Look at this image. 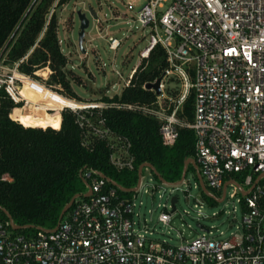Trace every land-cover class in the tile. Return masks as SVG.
I'll use <instances>...</instances> for the list:
<instances>
[{
  "label": "built area",
  "instance_id": "obj_1",
  "mask_svg": "<svg viewBox=\"0 0 264 264\" xmlns=\"http://www.w3.org/2000/svg\"><path fill=\"white\" fill-rule=\"evenodd\" d=\"M60 1L56 0L48 19ZM168 3L145 0L143 6H127L148 45L129 78L123 80L117 73L124 83L112 88V96L110 91L104 96L109 100L120 97L132 86L142 61L160 47L166 53L167 68L155 102L150 106L82 102L83 108H64L56 115L70 110L85 140L92 137L107 144L109 163L119 172L135 169L131 143L106 126L101 119L103 110L136 112L160 122V136L167 148L175 146L180 130L193 131L194 162L207 191L222 202L228 187L234 189L231 198L242 197L238 200L242 222L237 232L223 240H207L205 236H212L211 231L198 225L204 233L200 239L180 248L159 243L148 221L137 212L135 200L119 195L120 190L102 173L84 170L81 178L87 192L77 195L55 228L14 231L8 219L0 220V264H264V0H173L167 6ZM94 19L98 31L103 32V22L97 14ZM120 19L119 14L113 17L115 22ZM121 44V40L111 37L109 50L116 53ZM25 60L8 66L0 57V92L15 104L22 102L19 90L25 80L45 87L20 72ZM170 81L177 82L180 88L170 89ZM192 93L194 117L188 122L184 106ZM235 177L242 178V184ZM143 188L142 174L137 191L126 194H140ZM196 189L202 194L200 216L204 194L199 182ZM171 199L161 206L158 222L164 226L176 212H172ZM26 230L31 231L21 233Z\"/></svg>",
  "mask_w": 264,
  "mask_h": 264
},
{
  "label": "trees",
  "instance_id": "obj_2",
  "mask_svg": "<svg viewBox=\"0 0 264 264\" xmlns=\"http://www.w3.org/2000/svg\"><path fill=\"white\" fill-rule=\"evenodd\" d=\"M67 1L61 0L58 8ZM55 2L0 0V57L8 66L26 58L19 70L35 80L37 72L48 69L49 79L40 81L42 85L69 100L84 103L71 90L69 76L75 74L68 70V60L59 45L56 12L48 19ZM166 68V53L157 47L142 61L130 88L120 97H102L97 102L150 106L156 95L144 87L159 80ZM19 91L37 100L50 101L30 84H24ZM194 103L192 93L184 106V119L188 122L193 121ZM21 107L0 92V208L19 227L55 228L64 208L85 192L81 178L84 170L102 173L130 190L137 186L138 169L144 164H151L164 181L175 184L181 181L185 163L195 159L193 131L180 130L175 146L167 148L160 136V122L136 112L108 108L102 111L101 119L112 132L129 140L134 158V171L119 172L109 163L107 144L92 137L85 140L70 110H64L52 126L33 122L30 113ZM16 109L21 111L19 120L14 119ZM189 171L196 173L192 166ZM118 194L129 196L120 191ZM0 220L7 221L2 212Z\"/></svg>",
  "mask_w": 264,
  "mask_h": 264
},
{
  "label": "rangeland",
  "instance_id": "obj_3",
  "mask_svg": "<svg viewBox=\"0 0 264 264\" xmlns=\"http://www.w3.org/2000/svg\"><path fill=\"white\" fill-rule=\"evenodd\" d=\"M168 1L167 6L173 0ZM144 3L145 0H68L63 7L56 9L58 35L62 42L61 49L68 58V70L75 74L69 76L71 90L85 103L98 101L106 95L107 91H110L109 96H112V88L118 85L121 87L124 83L119 80L117 73L123 77V80H127L132 70L139 64L140 53L145 51L148 41L143 39L144 33L139 30V24L132 20L134 17L127 10V6L131 4L140 7ZM90 9L103 22V27H101L103 32L98 31L99 25L91 16ZM79 11L86 15L90 25L83 43L87 55L82 54L78 47ZM115 14H119L122 19L115 22L113 20ZM111 37L122 41L116 53L109 50L108 41ZM103 64L106 65L104 68ZM49 75L48 69L41 70L36 73V80L39 83L48 80ZM168 86L172 90L180 88L175 81H170ZM21 105L20 109L25 106V103L21 102ZM60 112L47 111L49 116L57 118L51 123L45 121L44 115H39L37 118L31 116V120L42 125L54 126L59 120L56 114ZM20 114L18 111L14 112V118L18 119ZM143 179L144 188L141 193L129 194L124 198L136 201L137 212L148 221L150 229L154 231L153 238L159 243L180 248L186 243L200 239L204 233L198 225L211 231L212 236H205L207 240L212 238L223 240L236 233L242 222L241 206L238 203L242 197L237 195L231 198L234 194L232 187H228L226 199L221 203L213 204L208 200H203V209L199 216L201 207L199 201H201L202 194L199 189H196L198 179L193 171H189L185 182L178 187L161 186V183L147 170L143 172ZM235 180L241 184L243 182L240 177H235ZM153 188H156L155 191ZM146 191L148 192L145 193ZM213 194L223 197V194L218 192ZM173 197L177 198L176 212L169 225L164 226L158 222L163 212L161 206L168 204L167 200ZM141 202L142 207H140Z\"/></svg>",
  "mask_w": 264,
  "mask_h": 264
},
{
  "label": "water",
  "instance_id": "obj_4",
  "mask_svg": "<svg viewBox=\"0 0 264 264\" xmlns=\"http://www.w3.org/2000/svg\"><path fill=\"white\" fill-rule=\"evenodd\" d=\"M91 16L93 18L96 17V14L91 11ZM78 18H79V21H80V28H79V34H78V47L81 51L82 54L86 55L87 54V51L84 49L83 47V43H84V39H85V33L87 31V29L89 28V20L87 19L86 15L83 14L81 11L78 12ZM162 82V78H160L159 80H157L155 83L153 84H147L145 86V90L147 91H153L155 92V94L157 96L160 95V90H159V87H160V84ZM192 166L194 168V170L196 171L197 173V179H198V182L200 183V186H201V190H202V193L204 194V196L212 201H214L215 203H221L222 200H218L216 199L212 194H210L207 189L205 188L204 184H203V181L198 173V169L195 165V162L194 160H188L185 165H184V169H183V174H182V178H181V181L179 183H175V184H171V183H167L166 181H164L162 179V177L158 174V172L156 171V169L151 165V164H144L142 166L139 167L138 169V186L137 188L139 187V184L141 182V177H142V174H143V170L144 169H149L153 175L155 176V178L162 184L168 186V187H177V186H180L182 182L185 181V178L188 174V169L189 167ZM110 183H112V185L116 188H118L120 191L124 192V193H135L137 191V188L136 189H131V190H125L123 188H121L120 186H118L115 182L109 180ZM237 185V184H236ZM238 186V185H237ZM239 187V186H238ZM227 188V186H225V189ZM239 190L241 191V193L243 194L241 188L239 187ZM78 196H75L71 202L64 208L63 212L61 213V216L60 218H62L67 212L68 210L71 208V206L73 205L75 199L77 198ZM177 204V198L176 197H173L171 199V206H172V212L175 211L176 209V205ZM0 211L7 217V219L11 222V226H12V229L14 231H20V230H25V229H31L32 227H18L15 225L13 219L11 218V216L9 215V213L5 210V209H2L0 208ZM198 228H200V226H198Z\"/></svg>",
  "mask_w": 264,
  "mask_h": 264
},
{
  "label": "bare ground",
  "instance_id": "obj_5",
  "mask_svg": "<svg viewBox=\"0 0 264 264\" xmlns=\"http://www.w3.org/2000/svg\"><path fill=\"white\" fill-rule=\"evenodd\" d=\"M24 84L33 85L34 87L38 88L40 91L44 92L50 98V101L37 100L19 91V100L25 103V106L23 107V109L27 110L30 113V117L33 116L37 118L39 115H44L45 121L47 123H51L53 120H55L56 116L55 117L49 116L47 114L48 110L61 111L64 108L77 109V108H83L85 106V104L77 103L65 97H61L53 93L52 91L48 90L47 88L31 80H25ZM16 111H20V110H16ZM57 116H60V115H57ZM19 118L18 119L14 118V119L19 120Z\"/></svg>",
  "mask_w": 264,
  "mask_h": 264
},
{
  "label": "crops",
  "instance_id": "obj_6",
  "mask_svg": "<svg viewBox=\"0 0 264 264\" xmlns=\"http://www.w3.org/2000/svg\"><path fill=\"white\" fill-rule=\"evenodd\" d=\"M18 112H20V111H18ZM20 116V115H19Z\"/></svg>",
  "mask_w": 264,
  "mask_h": 264
}]
</instances>
